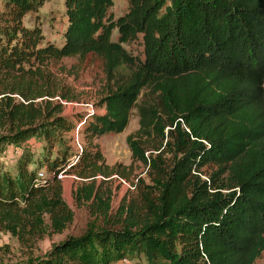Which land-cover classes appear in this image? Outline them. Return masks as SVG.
<instances>
[{"label":"trees","instance_id":"16d2710c","mask_svg":"<svg viewBox=\"0 0 264 264\" xmlns=\"http://www.w3.org/2000/svg\"><path fill=\"white\" fill-rule=\"evenodd\" d=\"M46 1L0 0V154L21 148L14 169L0 162V229L36 244L49 217L63 233L75 213L58 175L75 173L92 179L76 202L102 225L66 236L33 264L131 254L147 264H255L264 252V0H129L117 18L114 0H64L59 43L24 21ZM139 39L142 53L125 47ZM89 55L105 65L102 111L74 121L59 101H36L46 64ZM134 109L140 127L127 143L153 183L142 180L138 198L113 216L95 180L111 169L96 140L123 132ZM74 130L84 145L70 143ZM35 138L45 142L39 158Z\"/></svg>","mask_w":264,"mask_h":264},{"label":"rangeland","instance_id":"374dc122","mask_svg":"<svg viewBox=\"0 0 264 264\" xmlns=\"http://www.w3.org/2000/svg\"><path fill=\"white\" fill-rule=\"evenodd\" d=\"M64 0H47L39 12H30L25 17V24L32 26L41 24L44 33L56 42L61 41L65 27ZM129 9V0H114L111 12L115 17L125 14ZM114 38H117V30ZM125 47L133 53H142L143 45L141 39ZM43 76H39L38 87L43 90L44 95L39 96L37 102L59 101L63 104L66 115L74 116L77 121L78 113L102 111L97 108L98 100L105 91L106 73L105 65L101 58L89 55L85 58L65 57L59 61H51L43 67ZM62 93L67 98L62 97ZM140 127L137 109H134L128 127L121 133H108L99 137L101 151L111 169L108 174H98L96 183L103 188L106 195H110L112 204V215L115 216L122 206L134 198H138L139 189L143 180L146 184L153 183L152 169L134 160L127 143L129 135H136ZM73 138L72 145H84L77 130L70 134ZM36 139V140H35ZM32 139L34 156L41 157L44 153L45 142L43 139ZM59 147L54 148V154ZM21 148L11 144L6 146L0 154V162L8 168L14 169ZM148 154L152 150H148ZM156 155V153H155ZM38 157V158H39ZM31 165H34L31 163ZM52 176L51 172H47ZM206 177V176H204ZM63 197L75 213L74 221L63 233L51 231L50 219L46 217L49 227L48 232L36 240V244H25L11 232L0 229V264H33L39 257L44 256L56 242L63 240L69 235H80L91 226L102 225L101 217L93 215L87 204L78 205L75 193L78 188L92 181L91 178L83 179L75 173H67L62 179ZM93 222V224H92ZM264 262V252L255 264ZM111 264H147L143 255L131 254L123 259L114 260Z\"/></svg>","mask_w":264,"mask_h":264},{"label":"built area","instance_id":"2783aa9c","mask_svg":"<svg viewBox=\"0 0 264 264\" xmlns=\"http://www.w3.org/2000/svg\"><path fill=\"white\" fill-rule=\"evenodd\" d=\"M40 176H41V177H46V176L50 177V175H48V174L46 173V171H44V170L40 172ZM64 176H66V174H64V173H60V174L58 175V178H59V179H62Z\"/></svg>","mask_w":264,"mask_h":264}]
</instances>
